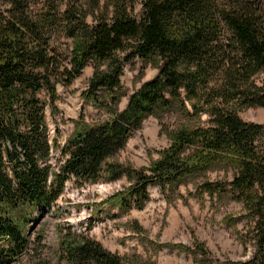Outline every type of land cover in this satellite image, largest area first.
<instances>
[{"label": "trees", "instance_id": "trees-1", "mask_svg": "<svg viewBox=\"0 0 264 264\" xmlns=\"http://www.w3.org/2000/svg\"><path fill=\"white\" fill-rule=\"evenodd\" d=\"M1 3L0 264L27 248L31 211L53 205L69 179L125 177L129 184L106 198L109 210L123 213L142 209L150 185L172 190L216 168L232 170L231 180H202L195 195L241 203L244 212L226 220L245 219L248 227L250 255L242 264H264V123L239 116L246 107H264V0H141L137 18L127 0H114L112 10L101 0ZM58 31L73 40L67 54L52 44ZM135 58L159 71L119 109L120 77ZM89 63L93 72L82 95L107 117L80 115L57 145L48 139L45 106L55 100L58 79L71 82ZM169 114L177 124L161 123L170 142L156 160L136 168L115 158L144 119ZM54 146L63 158L58 166L49 162ZM59 245L74 264L129 261L85 232L69 230Z\"/></svg>", "mask_w": 264, "mask_h": 264}, {"label": "rangeland", "instance_id": "rangeland-1", "mask_svg": "<svg viewBox=\"0 0 264 264\" xmlns=\"http://www.w3.org/2000/svg\"><path fill=\"white\" fill-rule=\"evenodd\" d=\"M113 1L101 0V5L107 2L112 10ZM127 1L133 5L132 16L139 17L141 0ZM3 6L0 0V7ZM87 20L91 24L95 22L91 16ZM52 36L53 46L63 54L69 53L72 38L61 31ZM158 71V66L144 63L140 58L126 63L120 77L124 96L118 108H124L131 92L144 81L153 79ZM92 72L93 65L89 63L71 82L58 79L55 100L45 106L48 139L53 143L62 146L66 142L73 129V121L80 115L88 121L107 117L82 95ZM41 95L48 102L47 94ZM239 116L243 120L264 123V107H246L239 111ZM162 122L171 127L177 124L171 114L164 115L161 120L152 115L147 117L140 128L132 132L115 158L136 168L148 166L156 160L158 150L170 142L161 129ZM54 148L49 162L58 166L63 158L58 153V147ZM231 177L232 170L216 168L201 176L188 178L185 184L172 190L150 185V199L142 209L131 207L123 213L116 208L109 210L106 198L129 184L125 177L112 182L82 184L69 179L53 205L36 207L31 211L24 224L27 248L10 264H74L64 258L59 245L60 239L69 230L85 232L106 250L129 259L127 263L122 260L121 264H242L250 255L251 245L244 237L248 227L245 219L233 225L226 220L244 212L241 203L231 201L227 196L211 198L207 193L202 197L195 195L196 185L202 180H231ZM167 243L179 246L171 249L166 246Z\"/></svg>", "mask_w": 264, "mask_h": 264}]
</instances>
